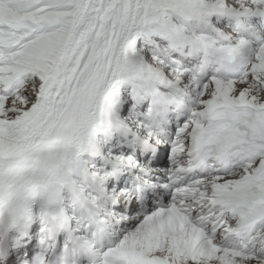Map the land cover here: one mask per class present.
Returning <instances> with one entry per match:
<instances>
[{
	"label": "snow or ice",
	"instance_id": "snow-or-ice-1",
	"mask_svg": "<svg viewBox=\"0 0 264 264\" xmlns=\"http://www.w3.org/2000/svg\"><path fill=\"white\" fill-rule=\"evenodd\" d=\"M0 264H264V0H0Z\"/></svg>",
	"mask_w": 264,
	"mask_h": 264
}]
</instances>
